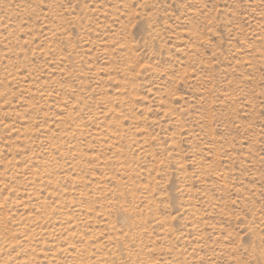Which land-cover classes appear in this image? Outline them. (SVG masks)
<instances>
[{"label":"rangeland","instance_id":"1","mask_svg":"<svg viewBox=\"0 0 264 264\" xmlns=\"http://www.w3.org/2000/svg\"><path fill=\"white\" fill-rule=\"evenodd\" d=\"M0 264H264V0H0Z\"/></svg>","mask_w":264,"mask_h":264}]
</instances>
